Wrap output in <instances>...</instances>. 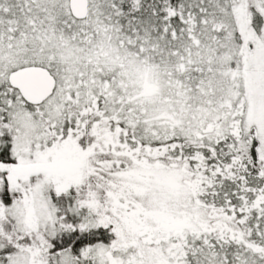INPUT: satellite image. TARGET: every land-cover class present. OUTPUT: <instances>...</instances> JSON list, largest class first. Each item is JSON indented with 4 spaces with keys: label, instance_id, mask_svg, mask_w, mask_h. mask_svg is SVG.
Wrapping results in <instances>:
<instances>
[{
    "label": "snow or ice",
    "instance_id": "6c2138e0",
    "mask_svg": "<svg viewBox=\"0 0 264 264\" xmlns=\"http://www.w3.org/2000/svg\"><path fill=\"white\" fill-rule=\"evenodd\" d=\"M0 264H264V0H0Z\"/></svg>",
    "mask_w": 264,
    "mask_h": 264
}]
</instances>
